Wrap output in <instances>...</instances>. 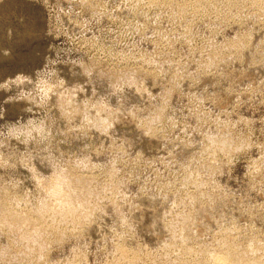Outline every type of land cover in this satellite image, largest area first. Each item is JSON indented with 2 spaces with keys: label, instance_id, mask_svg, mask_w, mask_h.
Instances as JSON below:
<instances>
[{
  "label": "rangeland",
  "instance_id": "obj_1",
  "mask_svg": "<svg viewBox=\"0 0 264 264\" xmlns=\"http://www.w3.org/2000/svg\"><path fill=\"white\" fill-rule=\"evenodd\" d=\"M4 208L0 264H264V0H0Z\"/></svg>",
  "mask_w": 264,
  "mask_h": 264
},
{
  "label": "bare ground",
  "instance_id": "obj_2",
  "mask_svg": "<svg viewBox=\"0 0 264 264\" xmlns=\"http://www.w3.org/2000/svg\"><path fill=\"white\" fill-rule=\"evenodd\" d=\"M218 142L220 144L218 147L219 149H225L227 152H229L232 143H230L228 139L221 138ZM66 174H57L52 180L49 182L47 181L48 183L46 182L45 186L48 190H46L50 192L48 194L53 199L54 203L63 205L62 210L59 212H56V210L54 211L55 214L60 216V219L64 220L67 217H71L72 220L79 222V218L82 215H84V218L87 219L93 214L94 210L88 209L87 203L84 200H78V197L72 195L69 190L79 188L81 191L87 192L88 182L84 178L74 175L68 176ZM51 208L52 207L46 205V202L44 201L41 206L37 208V213L42 216L44 213L50 211ZM0 212V225L5 224L9 229H15L18 225L30 226L33 224V222H36V225L33 226L32 231L29 234H25L23 239L25 241H31V245L26 250L27 253H31L33 250H42L43 246L46 244V240L43 239L39 233V228L41 227L40 216L39 218H34L30 214L19 215L14 211H11L9 208H4V210H0ZM262 259L263 258L258 257L242 259L237 254L229 251L226 253V255H218V257L215 259V263L226 264L228 261L233 260L236 262V264H262Z\"/></svg>",
  "mask_w": 264,
  "mask_h": 264
}]
</instances>
